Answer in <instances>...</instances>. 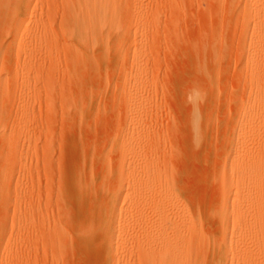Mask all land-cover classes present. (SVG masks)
Masks as SVG:
<instances>
[{
  "label": "rangeland",
  "instance_id": "374dc122",
  "mask_svg": "<svg viewBox=\"0 0 264 264\" xmlns=\"http://www.w3.org/2000/svg\"><path fill=\"white\" fill-rule=\"evenodd\" d=\"M61 1L0 0V264H107L109 222L117 264L148 229L188 264H264L258 4L115 0L91 41Z\"/></svg>",
  "mask_w": 264,
  "mask_h": 264
},
{
  "label": "bare ground",
  "instance_id": "6f19581e",
  "mask_svg": "<svg viewBox=\"0 0 264 264\" xmlns=\"http://www.w3.org/2000/svg\"><path fill=\"white\" fill-rule=\"evenodd\" d=\"M114 1L115 0H75L74 2H70L67 5V9H66V10H68V12L66 14L67 26L68 25L71 26L70 28L69 27L68 28L72 32H76V33H78L80 35L81 34L82 35H88L89 38H91V41L92 40L96 41L97 37L99 35H101V34L102 35L104 33H106V34L109 33L110 34L111 30H112V17H113L112 11H113L114 6H115ZM249 1H250L251 4H256V5L258 4V7L262 10V12L264 14V0H249ZM78 37H79V35H78ZM86 39H88V38H86ZM38 65H37V67H38ZM29 66H30V64H29ZM30 68H31V66H30ZM248 178L249 179H254L257 182L261 181L262 180L261 170L258 169V168H254V167L250 168V170H248V174H247V179ZM156 185H158V184H156ZM237 185H239V184H237ZM158 187H160V186H158ZM117 197H118V200H121V201L123 200V202H125V200H128V199L123 198L124 196H122V195H119ZM140 198L141 197L135 199L136 200V204L137 203L139 204L138 201H139ZM141 200L142 199H140V201ZM128 201H131V200H128ZM134 201H132V203H134ZM144 202H145V200H144ZM126 203H128V202H126ZM138 204H137V206H138ZM114 208L116 209V207H113L111 209H114ZM233 209H234V206H233ZM140 210H141V207H140ZM257 211L259 213V218H260V223H261V224H259V228H258L259 234H260L259 235L260 244L262 245V247L264 249V204H263V206L260 209H257ZM102 224H104V223H102ZM106 226H107V224H106ZM112 227H113V225L109 222L107 230H104V231L97 230L99 232V234L101 233V235L103 234L107 238L106 239L107 240V247H108L107 251L109 252L108 253V257H107L108 258V263L106 262L107 264H117L118 263V261H117V251H116V247L117 246H116V242H115V236L113 234V231L112 232L110 231V229H112ZM103 228H105V227H103ZM147 231H146L147 233H145L143 239L140 236V238L142 239V242L140 240V244L144 242L143 248L141 247L142 249H141V251H139V252H141L142 264H188L187 261H186L188 259H184V260L182 259L183 257L187 256V252H186L187 249L184 248L187 245H185V242H181L178 239V237L180 236V234H178V232H176L177 240H175L172 244H170L167 241H165V239H162V238H159V240H157V238L154 237V234H155L154 232L155 231L151 232V230L149 231V229ZM143 232H145V231H143ZM119 236H120V234H119ZM138 238H139V236H138ZM194 238H195V235H194ZM102 239H104V238H102ZM190 240L194 241L193 239H190ZM103 242H105V240ZM138 246H139V243H138ZM154 246H155V248L157 250L154 249ZM160 251H165V254H164L165 256L164 257H161V258L159 256L156 257V255ZM162 258H164V259H162Z\"/></svg>",
  "mask_w": 264,
  "mask_h": 264
}]
</instances>
